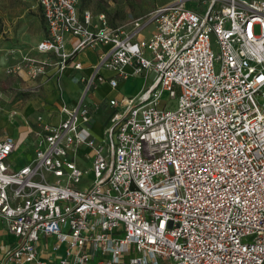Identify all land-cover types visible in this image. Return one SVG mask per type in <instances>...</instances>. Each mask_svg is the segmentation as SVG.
Returning a JSON list of instances; mask_svg holds the SVG:
<instances>
[{
    "label": "built area",
    "instance_id": "2783aa9c",
    "mask_svg": "<svg viewBox=\"0 0 264 264\" xmlns=\"http://www.w3.org/2000/svg\"><path fill=\"white\" fill-rule=\"evenodd\" d=\"M31 1L48 59L19 52L6 74L55 67L61 91L80 50L105 49L60 123L36 118L26 166L10 167L15 139H0V264H264V0H174L117 28L78 0ZM137 77L153 81L108 102L96 139L85 97Z\"/></svg>",
    "mask_w": 264,
    "mask_h": 264
},
{
    "label": "rangeland",
    "instance_id": "374dc122",
    "mask_svg": "<svg viewBox=\"0 0 264 264\" xmlns=\"http://www.w3.org/2000/svg\"><path fill=\"white\" fill-rule=\"evenodd\" d=\"M155 7L156 0H79L80 9L87 8L93 13L104 14L112 28L121 27L139 18L147 19ZM258 32L256 28V34ZM43 35L44 28L39 9L31 0H0V139L9 134L11 125H15L13 120L21 113L25 102L36 96L41 97V86L38 84L40 79H31L27 75L25 78L9 75L5 73V69L17 61L19 52L36 60L48 59L36 53L34 49ZM74 75L75 83L69 82L66 85V92L82 88V84L78 82L82 74ZM137 78L132 84H126L123 91H132L141 84L147 87L153 81L151 77H148V80L143 77ZM103 93L116 94L104 90ZM161 101L162 105L175 106V100L169 101L168 93L162 94ZM21 140L22 137L15 139L14 157L9 159L14 165L19 163L18 150ZM91 176L90 173L88 178L91 179ZM8 241L13 243L14 239L8 237Z\"/></svg>",
    "mask_w": 264,
    "mask_h": 264
},
{
    "label": "crops",
    "instance_id": "0c3cea01",
    "mask_svg": "<svg viewBox=\"0 0 264 264\" xmlns=\"http://www.w3.org/2000/svg\"><path fill=\"white\" fill-rule=\"evenodd\" d=\"M172 1L174 0H156V7L153 10H155L159 6H163ZM186 7L193 9V10L196 8L193 1L186 2ZM77 8H78L79 13H81L83 10H89L92 12V10L87 9V8L80 9L79 0H78ZM39 12H40V16L43 22L40 9H39ZM92 14L94 16H97L102 13L92 12ZM126 24L127 23L121 26H124ZM43 28H44V22H43ZM152 30H153V26H149L146 29H144L140 35V38H148L150 34L152 33ZM44 37H45V30H44L43 38ZM77 43H78L77 38L70 36V35L66 36L65 38L66 51L71 52L73 48L77 45ZM104 49L105 48L102 46H96V47L87 46L83 48L82 50H80L75 55V61H78L81 63L82 70L77 71V70H74L72 66H68L66 70H64L62 77H61V91L58 90L56 86V81H55L56 68L55 67L49 68L48 73L46 74L45 77L38 78L40 79V81H38V84L41 86V89H40L41 97L36 96L28 100L27 102H25L21 113L19 115H16V117L13 120L15 125L13 126L11 125L8 131L9 134L7 136L13 137L14 139H19L20 137H22V140L20 141V147L18 150V159H19L18 165H14L12 162L9 161L11 157H14V153L16 149V141H15V149L8 158V164L13 170L15 171L20 170L21 168L26 166L33 158L34 144H35V131L37 130L36 118L38 116H41L44 122L52 126H57L61 122L62 106L66 105L68 107H73L78 104V101L82 97V93H83V84L80 82V79L82 77H86L91 74L93 67L97 64L99 54ZM75 73L82 74L81 78L78 80V82L82 84V88L80 90L74 89V91H71L70 93L66 92V85L69 82L75 83V80H74ZM102 75L105 78L115 77V75L109 71H103ZM25 76L26 74L22 73L17 77L25 78ZM136 79L138 78H130L128 80H118V84L115 88H112L108 83L98 84L96 88L92 90L85 97V102L88 103L89 105L91 106L98 105V108L93 113L91 124H90V131L96 139H100L102 137L103 131L107 127L109 123V119L113 112V109L109 106L108 102L110 100H119L122 97H132V96L137 95L141 91L143 84H141L138 88H134L132 91H127V92L123 91V87L126 84H132ZM62 85H63V88H62ZM103 90L110 92V93H116V94L112 95L109 93H103ZM82 167L87 168V165H82Z\"/></svg>",
    "mask_w": 264,
    "mask_h": 264
}]
</instances>
